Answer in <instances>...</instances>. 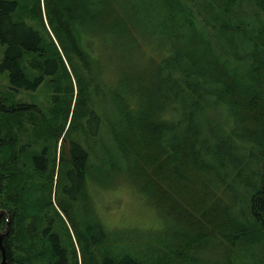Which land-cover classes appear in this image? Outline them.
Listing matches in <instances>:
<instances>
[{"label":"trees","instance_id":"1","mask_svg":"<svg viewBox=\"0 0 264 264\" xmlns=\"http://www.w3.org/2000/svg\"><path fill=\"white\" fill-rule=\"evenodd\" d=\"M175 1L178 10L186 13L185 22L175 24L172 36L161 30L155 70L136 74L135 85L119 78L117 87H108L102 94L104 109L97 113L88 96L90 78L80 76L73 104L75 61L71 58L86 68L94 40L71 27L87 14L86 21L117 44L130 30L103 25L99 17L112 8L120 9L118 0H0V44L5 47L0 70L10 92L31 94L43 84L50 88L53 101L46 116L39 114L34 102L0 99V210L9 218L2 240L8 264H194L196 247L186 238L189 243H181L175 235L171 240L153 238L157 244L153 246L105 230L96 218L88 187L103 184L100 175L105 167L93 163L74 141L69 142L67 155L64 143L73 130L84 135L99 123L109 127L107 140L118 144L121 160L140 180L137 191L164 215L173 213L185 222L195 242L203 230H208L207 239L222 238L220 244L230 250L260 242L257 232L264 228V0ZM53 30L65 40L64 48L50 36ZM92 78L99 97L100 79ZM27 123L35 143L44 141L36 153L28 152L30 145L20 140ZM238 124L248 131L243 139L237 136ZM236 141L247 147L252 159L254 151L260 160L258 179L248 183L252 193L247 205L235 214L217 196L214 208L205 203L198 213L201 198L188 191L190 179L199 173L215 175L221 168L245 166L230 156L239 149ZM47 150L53 152L50 161ZM225 155L230 157L228 166L221 161ZM216 179L212 183L222 181ZM61 184L70 187L69 197L55 204L53 189L57 192ZM69 200L80 206L77 215L71 212ZM6 223L0 216V233Z\"/></svg>","mask_w":264,"mask_h":264},{"label":"rangeland","instance_id":"2","mask_svg":"<svg viewBox=\"0 0 264 264\" xmlns=\"http://www.w3.org/2000/svg\"><path fill=\"white\" fill-rule=\"evenodd\" d=\"M116 5L120 9L114 10L112 8L105 11L100 15L99 22L103 25H119L122 29L130 30L117 44H113L106 34L99 32V26L86 21L87 14L83 15L85 20H80L74 27H71L84 32L85 35L91 37L89 39L92 42L94 40L92 53L91 49H88L91 53V60L86 68L83 67V63L79 59L71 58L75 61V65L72 66L73 73H71L74 85L73 104L77 96L76 92L79 91L80 76L86 80L90 78L88 96L91 101L93 100V109L97 113L104 109L101 101L102 94L107 91L108 87H117L119 78L123 77L125 82L135 85L138 82L132 81L136 74L155 70V63L160 58L157 57L156 47L162 40L161 30H167L172 36L171 31L176 28L175 24L178 21L185 22L184 15L186 13L184 12L183 15L178 10L179 5L175 0H118ZM94 34H96V38H93ZM52 35L64 48L65 40L57 36L54 30L52 33L50 32V36ZM46 40L49 41L47 36ZM4 49L5 47L0 44V61L4 57ZM64 51L68 53L65 49ZM67 61L70 62V58H67ZM67 65L70 66L68 63ZM92 77L100 79L97 82V88L102 92L99 97L94 94L95 82L92 81ZM8 85L9 81L5 72L0 70V99L17 100L23 103L34 102L39 109V114L48 116L50 107L53 106L51 105L53 101L49 87L42 84L35 93L17 92L14 96ZM30 99L32 101H29ZM106 109V114H109L110 111L107 106ZM24 127H26L25 133L20 136V140L22 143L30 145L28 152L36 153L38 145L43 144L44 141L38 139L36 144L33 133L31 130H27L28 123L24 124ZM109 131V127L99 123L90 129H86L84 135L79 129L73 130L64 143L67 155L69 142L74 141L88 152L93 163L105 167L100 175L103 184L98 187L94 185L88 187L93 211L105 230L113 233H124L129 240H139L141 243L148 241L149 245L153 244V238L171 240V235H175V239L180 240L181 243H189L188 241L194 243L196 247V251L192 255L194 264H264V228L257 232L260 233V242L230 250L220 244L222 239L220 237L207 239L208 230L207 232L203 230V235L195 242L194 237H189L192 231L185 222L176 219L173 213L169 216L164 215L161 209L156 207V204L148 202L143 197L144 195L137 191L136 187L139 188L140 180L135 176L132 169H127V165L121 160L123 153L119 150L118 144L107 140ZM237 131L239 139H243L248 132L244 128L241 129V124L237 125ZM61 141L62 139L56 149L57 163ZM235 143L239 149L232 151L230 156L235 155L237 159L242 160L245 166L240 169L221 168L216 171L215 175L214 172L199 173L190 179L188 191L195 194L197 198L198 195L201 198L198 213L205 209V203L208 208H214L213 201L217 196L222 198L223 206L228 205L229 208L231 207V212L235 214L239 208L247 205L249 195L252 193L248 183L258 179L257 168L260 160L254 151H252L254 154L252 159L245 151L247 147L244 148L240 141ZM46 147L49 148L50 145ZM47 152H49L47 158L50 161L53 152L51 150H47ZM95 156L102 160L95 158ZM229 158L225 155L221 159L225 166H228ZM65 170L63 165L61 171L65 172ZM214 178H217L216 180L222 179V181L219 184L212 183ZM62 185H59L57 192L53 189L52 201L54 203L69 197V193L66 191L70 187L67 184ZM181 196L184 195L181 194ZM69 203L74 215H77L78 211L81 212L77 203L71 204L70 200ZM180 205L181 207L185 206L184 203ZM184 208L189 210L186 206ZM248 221L252 222L250 219ZM185 238L188 241H184ZM148 249H151L150 246Z\"/></svg>","mask_w":264,"mask_h":264},{"label":"water","instance_id":"3","mask_svg":"<svg viewBox=\"0 0 264 264\" xmlns=\"http://www.w3.org/2000/svg\"><path fill=\"white\" fill-rule=\"evenodd\" d=\"M0 216L5 217L6 220V225H5V229L0 233V264H8L7 263V258H6V252H5V248L3 246L2 240L3 237L8 233V222H9V218L7 216V213L4 210H0Z\"/></svg>","mask_w":264,"mask_h":264}]
</instances>
